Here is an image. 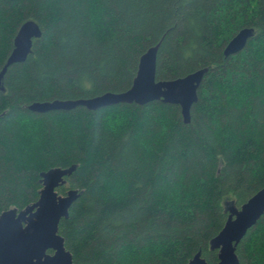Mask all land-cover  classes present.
<instances>
[{
  "label": "trees",
  "instance_id": "16d2710c",
  "mask_svg": "<svg viewBox=\"0 0 264 264\" xmlns=\"http://www.w3.org/2000/svg\"><path fill=\"white\" fill-rule=\"evenodd\" d=\"M42 37L9 67L0 92V215L40 197L41 173L76 165L57 190L79 189L59 232L75 264H189L229 211L264 187V0H0V70L21 25ZM245 27L241 52L226 44ZM160 43L157 79L210 67L189 124L152 101L35 113L34 101L129 89ZM264 264V215L237 245Z\"/></svg>",
  "mask_w": 264,
  "mask_h": 264
},
{
  "label": "water",
  "instance_id": "95a60500",
  "mask_svg": "<svg viewBox=\"0 0 264 264\" xmlns=\"http://www.w3.org/2000/svg\"><path fill=\"white\" fill-rule=\"evenodd\" d=\"M43 30L34 19L25 21L14 39V47L0 70V92L5 91L4 78L9 67L23 63L32 52L34 41L42 37ZM254 27L242 28L224 47L225 56L235 55L245 49L254 36ZM160 43L142 54L138 71L131 87L125 91L105 93L77 99H52L34 101L28 109L35 113L70 111L83 106L97 110L121 103L145 105L162 101L178 105L183 121L189 124L192 108L199 99V88L210 67L197 69L175 79H157V58ZM76 165L54 167L41 173L39 199L19 210L14 207L0 215V264H75L66 248L65 238L59 232L62 219H68L72 204L80 197L79 189H69L66 194L57 190L66 184ZM229 217L223 229L211 240V248L219 251L217 264H239L237 245L264 215V187L247 202L238 207L231 200L226 204ZM189 264H209L199 251Z\"/></svg>",
  "mask_w": 264,
  "mask_h": 264
},
{
  "label": "rangeland",
  "instance_id": "374dc122",
  "mask_svg": "<svg viewBox=\"0 0 264 264\" xmlns=\"http://www.w3.org/2000/svg\"><path fill=\"white\" fill-rule=\"evenodd\" d=\"M231 200L235 201V198H234L233 195H228V196H226V197L224 198V203H225V205H226L227 203H229V201H231Z\"/></svg>",
  "mask_w": 264,
  "mask_h": 264
}]
</instances>
